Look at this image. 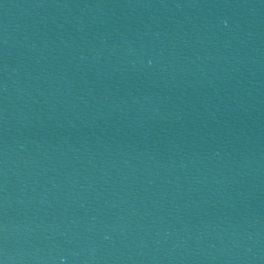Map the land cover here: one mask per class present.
Listing matches in <instances>:
<instances>
[{
    "label": "water",
    "instance_id": "95a60500",
    "mask_svg": "<svg viewBox=\"0 0 264 264\" xmlns=\"http://www.w3.org/2000/svg\"><path fill=\"white\" fill-rule=\"evenodd\" d=\"M0 264H264V0H0Z\"/></svg>",
    "mask_w": 264,
    "mask_h": 264
}]
</instances>
